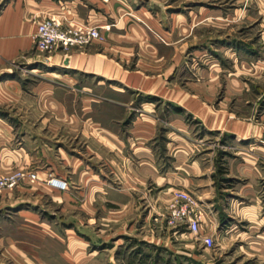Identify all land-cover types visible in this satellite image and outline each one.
<instances>
[{
    "label": "rangeland",
    "instance_id": "rangeland-1",
    "mask_svg": "<svg viewBox=\"0 0 264 264\" xmlns=\"http://www.w3.org/2000/svg\"><path fill=\"white\" fill-rule=\"evenodd\" d=\"M14 1L0 0V14ZM19 1L30 11L77 0ZM122 1L125 19L137 20L140 8L147 22V49L125 66L150 81L145 91L116 95L131 101L126 112L95 103L85 113L105 96L90 87L91 76H79L89 90L66 87L49 74L45 52L35 66L21 55L0 67L7 93L0 150L24 147L33 162L0 173V180L19 177L0 185V264H264V0ZM36 10L37 23L49 17L69 25L64 15ZM60 102L72 126L62 122ZM90 116L110 128L86 122ZM137 118L146 133L134 128ZM239 125L250 137L237 135ZM47 156L65 192L46 184ZM139 158L142 192L129 176ZM79 161L98 190L92 204L70 168ZM177 191L202 215L197 234L169 223ZM138 202L139 210L124 206ZM229 222L235 225L224 228ZM206 235L212 247L202 242Z\"/></svg>",
    "mask_w": 264,
    "mask_h": 264
},
{
    "label": "crops",
    "instance_id": "crops-1",
    "mask_svg": "<svg viewBox=\"0 0 264 264\" xmlns=\"http://www.w3.org/2000/svg\"><path fill=\"white\" fill-rule=\"evenodd\" d=\"M87 3L91 4L88 8ZM118 3H120L118 6ZM86 4L82 3L80 0L77 1H67L61 5H55L51 1L47 2L45 6L34 7L31 4L29 7L32 9L30 11L27 9V4L21 6L19 0H15L11 6L7 5L0 14V67H2L8 61H14L21 55H26L28 63H33L34 66L39 61L37 59L38 50L34 46L33 34L37 25V14L40 13L39 8L46 9L55 14L64 15V20L70 26L77 27L82 25L97 26L100 28V32L103 34V40H93L91 43L80 48H72L68 51H63L60 49H53L50 52H45L46 59L48 60L47 66L50 69V75H55L60 82L65 83L66 87H81L83 90H89L90 87L98 89L100 95L105 96L102 100L92 99L91 108L86 109L85 113H94L93 105L95 103H102L105 105H117L121 111L126 112V105L131 102L119 101L115 99L116 95H123L130 91L131 89L145 91L144 89L148 86L150 81H148L147 76L142 77L141 71L132 72L128 70L125 66L127 62L131 61V56L136 54L141 56L143 48L147 49V43L145 42V37L142 34L146 33L147 22L142 16L140 8L136 11L139 18L137 20L125 19V14L122 12V0H88ZM86 7V9H85ZM98 8L96 11L95 8ZM121 9V11H119ZM128 13V12H127ZM126 15H130L128 13ZM236 13H243V8L239 7L236 9ZM235 14V12H234ZM39 16V15H38ZM221 17L222 14L220 15ZM110 25L109 30L103 29L104 26ZM136 46V47H135ZM167 46H170L168 44ZM172 46V44H171ZM137 48V49H136ZM154 53L156 54L155 50ZM40 58V57H39ZM141 61L137 59V63ZM59 69V70H58ZM80 77L91 76L92 85L86 87L87 85L80 83ZM3 84V83H1ZM76 85V86H75ZM7 93L3 90L0 85V104L5 102ZM178 104L180 102L176 101ZM193 111L199 112V107L191 106ZM188 109V108H187ZM192 112V110H190ZM58 112L64 119L62 122L65 125H71L74 120H69L67 108L60 102V107L58 106ZM202 115V111L200 110ZM203 116V115H202ZM91 121L95 124L97 128L107 130L109 125H105L100 119L93 117H88L86 122ZM78 123V121H76ZM45 124V122H44ZM50 123H48L49 125ZM134 128L138 132H145L146 120L143 122L142 118H137L134 120ZM6 123L0 120V128H4ZM51 125V124H50ZM241 126L240 131L237 132L238 136L242 138L250 137L244 129L245 126ZM238 127V126H237ZM244 128V129H243ZM247 128V127H246ZM242 129V130H241ZM146 133V132H145ZM110 134V133H109ZM110 135L101 137L104 141L110 144ZM5 148L0 150V173L9 171L12 166H18L21 168L29 169L32 167V157L29 155L24 147H20L18 150H12L5 152ZM143 161V162H142ZM145 161L139 158L138 163L135 165V170H133L129 176L134 179L133 183L130 185L133 190H139L142 192V187L144 184L142 180L146 182L147 175L142 171L145 169ZM65 163H67L65 161ZM45 170L41 171L44 175H51L61 179L64 177L56 175V168L54 163L47 156ZM71 171H76L78 182L81 184L77 187L80 193H91L92 202L93 195L98 191L93 184H88L90 180V174L86 166H83V161L75 163L74 168L70 165ZM87 177V179H85ZM80 178V179H79ZM81 178H84L82 180ZM90 182V181H89ZM213 181H211V184ZM50 187V186H49ZM57 190L58 192H65L66 190H59L57 188L50 187ZM215 186L210 187L212 191ZM209 192V194L211 193ZM213 203H210L212 205ZM125 207L136 209H141L142 202L138 204L126 203ZM234 226L233 223H227L224 228ZM223 228V229H224ZM210 230V229H209ZM208 230V231H209Z\"/></svg>",
    "mask_w": 264,
    "mask_h": 264
},
{
    "label": "built area",
    "instance_id": "built-area-1",
    "mask_svg": "<svg viewBox=\"0 0 264 264\" xmlns=\"http://www.w3.org/2000/svg\"><path fill=\"white\" fill-rule=\"evenodd\" d=\"M105 30L110 29V25L103 27ZM35 48L41 52H50L53 49L68 51L72 48H80L91 43L93 40H103L104 36L97 26L82 25L73 27L64 25L56 18L46 17L39 21L33 34ZM32 179L36 175L31 173ZM18 176H9L0 180V185L12 187L15 185ZM46 184L59 190H66L68 185L64 179L50 176ZM175 202L171 205L169 214V223H176L179 226L186 224L191 233L197 234L201 223V213L193 206L192 199L184 192L177 191L174 196ZM202 242L212 247L214 239L211 235L202 238Z\"/></svg>",
    "mask_w": 264,
    "mask_h": 264
}]
</instances>
